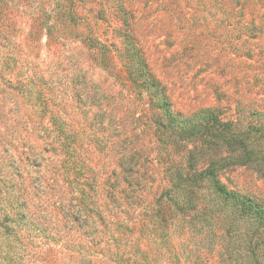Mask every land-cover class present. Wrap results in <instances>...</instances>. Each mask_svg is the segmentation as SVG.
<instances>
[{
    "label": "rangeland",
    "instance_id": "obj_1",
    "mask_svg": "<svg viewBox=\"0 0 264 264\" xmlns=\"http://www.w3.org/2000/svg\"><path fill=\"white\" fill-rule=\"evenodd\" d=\"M5 9L12 16L7 27H13L12 50L20 59L14 69L25 60L36 66L0 80V149L7 146L13 158L25 151L38 154L42 160L34 169L48 184L54 177L49 168L62 156L45 145L53 135L50 117L63 119L83 170L98 175L97 203L107 212L103 229H110L101 239L102 252L125 250L153 259L152 264H220L226 253L219 237L224 220L215 217L211 231L195 232L181 227L178 216L168 230L148 216L168 187L171 170L186 171L192 156L199 171L229 154V133L220 124L252 126L264 117V0H7ZM30 32L37 34L33 41ZM125 37L174 115L187 118L208 109L214 119H197L193 134H169L154 95L128 72ZM30 81L41 89L46 110L23 100ZM236 160L216 171L220 183L264 208V175L245 164L246 156ZM122 171L141 181L137 189L120 181ZM34 176L32 170L30 180ZM109 187L114 203L104 193ZM208 188L202 185L193 197L197 212L207 203ZM44 192L33 201L37 223L48 228L62 220L51 203L65 196L56 188ZM116 221L121 226L111 232ZM59 249L55 259L42 264H112L101 262V253L89 258Z\"/></svg>",
    "mask_w": 264,
    "mask_h": 264
},
{
    "label": "trees",
    "instance_id": "obj_2",
    "mask_svg": "<svg viewBox=\"0 0 264 264\" xmlns=\"http://www.w3.org/2000/svg\"><path fill=\"white\" fill-rule=\"evenodd\" d=\"M6 1L0 0L1 81L7 77L6 74L11 75L12 72L22 74L25 69L36 66L25 60L17 71L14 69L20 59L12 50L14 42L10 34L13 27H10V31L7 28L12 16L10 18L9 12L5 9ZM29 36L33 41L37 34L31 35L30 32ZM125 40L124 53L128 72L134 80L142 81L154 95L161 113L167 120L169 134L188 130L190 134H193L192 130L197 128V119L201 121L214 119L208 109L200 110L187 118L174 115L162 88L146 69L142 57L138 55L126 37ZM6 80L10 81L8 77ZM37 80L42 81L43 78ZM29 83L30 85L22 91L23 100L33 107H40L39 111L46 110L47 102L42 98L41 89L36 87L34 81ZM51 87L49 86V89L52 91ZM257 115L260 114L257 113ZM50 119L52 120L50 131L53 135L45 142V145L50 146L55 153L59 152L62 156L56 166L52 165L49 168L54 177L48 184L41 179L42 175L39 171L34 169L40 165L42 160L38 154L30 157L25 151V156L20 157L19 154L13 158L7 156V146L0 149V264L51 262L56 258V254L60 253L59 247L89 258L101 253L103 255L101 262L152 264L153 259H148L145 255L138 259L133 252L125 250L118 252L109 247L106 252L101 251L99 246L101 239L105 237V234L110 233V229H103L108 223L107 212L105 213L97 203L98 175L83 170L84 161L80 159L77 147L72 146L73 140H71L66 122L55 115ZM220 126L229 133L226 139L231 147L229 154L221 159V163L218 161L210 163L199 171H196L194 167L195 159L192 156L188 159L186 171H183L181 166L171 170L167 175L169 185L154 201L156 209L150 213L148 221L153 222L159 228L164 223L162 228L168 230L174 218L178 216L182 221L181 227L186 224L195 232H199L203 229L211 231V225L215 223L213 218H220L225 221L222 228L224 234L219 237L222 241L224 240L226 251L220 264H264V208L253 199L224 188L216 175L220 167L235 165V162H239L236 159L241 156H246L247 163L245 164L248 167L264 175V165L260 161L264 160V146L260 148L264 141V117L257 118V122L252 126L235 124L233 128L229 123L220 124ZM2 138L4 135L0 132V146ZM239 149L242 154L234 155V152ZM256 149L259 150V155L256 154ZM32 170L35 173L34 180H30ZM119 175H121L120 181L128 188L137 189L141 183L139 179H134L130 172L122 171ZM58 176L62 179L61 184L58 183ZM118 177L114 175L116 184L119 183ZM205 184L210 186L208 188L210 189L209 197L206 198L207 203L202 210L197 212L200 209L194 203L193 197ZM63 185L65 190L61 192ZM46 188L51 190L50 193L56 188L61 195L65 196L64 199L55 198L51 203L53 210L62 213V220L57 218V222L48 228L41 227L37 223V205L33 201L34 198L40 199L41 196L43 199ZM69 189L71 191H68ZM113 190V187H109L108 191L104 192L112 203L115 202ZM120 192L125 193V189ZM56 215L57 213L54 216ZM121 222L110 223L114 226L111 232L116 233ZM112 236L108 235L107 240H111ZM172 258L174 262L179 260L173 255ZM184 259L189 261L186 256Z\"/></svg>",
    "mask_w": 264,
    "mask_h": 264
}]
</instances>
